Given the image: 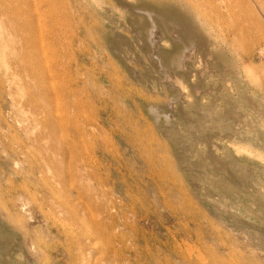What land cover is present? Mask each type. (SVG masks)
Listing matches in <instances>:
<instances>
[{"label": "rangeland", "instance_id": "obj_1", "mask_svg": "<svg viewBox=\"0 0 264 264\" xmlns=\"http://www.w3.org/2000/svg\"><path fill=\"white\" fill-rule=\"evenodd\" d=\"M127 2L181 15L192 14L185 3L201 16L221 8L213 27L202 19V55L185 58L203 66L172 83L187 108L193 86L203 90L186 112L196 136L178 105L165 109L173 90ZM223 2L0 0V197L9 209L23 191L34 198L43 225L10 214L42 240L48 264H264V0H225L229 13ZM41 77L54 90L41 91ZM20 244L8 264L25 261Z\"/></svg>", "mask_w": 264, "mask_h": 264}, {"label": "bare ground", "instance_id": "obj_2", "mask_svg": "<svg viewBox=\"0 0 264 264\" xmlns=\"http://www.w3.org/2000/svg\"><path fill=\"white\" fill-rule=\"evenodd\" d=\"M223 1H224L223 5H225L224 7L226 9V12H228V13L231 12L232 10H230L229 7H227L228 6L227 2H225V0H223ZM185 4L186 5H184V7L188 8V10L192 14H187V12L182 13V15L179 13H171V12L168 13V12L159 11L158 9H153L150 6L138 7V6L131 4L130 2H127L125 4V9H126V12L132 18V20H134L136 23L135 30L137 33V40L141 43L142 46H144V44H145V46L147 47L146 55L150 58L153 65L155 66L156 72L158 73V75L160 74L161 80H163L165 82L166 81L169 82L168 87L171 90H173L172 91V93H173L172 94V100L169 101L165 105V109L168 112H170L172 110V108L175 106V104L178 105V108L180 110L179 116H181L183 118V121L181 120V123L179 122V124L182 126V128L186 127V133H188V135L191 134L192 136H196L197 133H199L198 132L199 127L194 124V120H192L190 118L191 115L189 116L186 112L195 109V107L197 106L196 104H194V100H196L195 95L198 94L199 97H201L203 94V92H202L203 90H201L200 86H197V85L193 86V88H194L193 95L191 96L190 101H189L190 107L187 108L186 106L185 107L182 106L181 102L184 100V98H182L179 95V94L185 93L184 89H183V85L181 87V90L179 92H177L176 88H174L172 86V83L180 84V81H182L180 79H182V77L185 80H187L191 74L198 73L199 69L203 66V64H201V63H199V64L187 63V62H185V58H186V56L187 57H192V56L195 57V56H197V54L199 57H200V55H202L201 51L204 48H206L204 36H206L207 39L210 38L208 31L206 29L209 26H212V27L214 26L213 25V23H214L213 19H215V17L216 18H222L223 16L221 14V8L220 7H212L211 5H209V9L211 11L210 15L209 16H203V15L201 16L199 13V10H200L199 8L193 7L192 9H190V7L187 6V3H185ZM2 9L3 8L1 7L0 11ZM212 13L214 14L215 17L212 15ZM202 19L209 22V23L206 22L209 25L208 27L203 22ZM218 26L220 27L219 24H216L215 28L217 29ZM166 36H169L172 40H174L175 44H171V40H168L166 38ZM158 39L167 40L171 46V49L173 48V51H171L170 47L167 46L168 44L167 45L164 44L162 46L158 45ZM34 41H36V40H34ZM32 47L36 48L35 45ZM33 54L31 55V57L38 55V54H36L35 51ZM33 59L36 62L35 58H33ZM36 59H38V58H36ZM34 61L33 62L31 61L32 64L34 63ZM37 63H38V60H37ZM37 63H36V66H37ZM39 63H40V61H39ZM38 67L40 68V66H38ZM40 69H38V70H40ZM207 69H208V67H207ZM29 70H30L29 74H32L36 77L37 73L42 72L44 69L42 71L40 70L39 72H37L38 70H37V68L35 69L34 64H33V66L31 65V68H29ZM44 72H46V70ZM40 75H41V73H40ZM37 76H39V75H37ZM30 77H32V76H30ZM43 78L41 77V78L37 79V80H39V82H37V84L39 83L38 87L40 85V88H42L41 91L42 90H43V92L48 91V93H50L51 90H54L53 85H52L53 83L51 81V84L49 86H47L46 83L48 81L47 82L43 81ZM44 80H45V78H44ZM33 81L35 83L34 79H33ZM40 88H38V89H40ZM185 89L187 90V87H185ZM43 92H42V94H43ZM194 93H195V95H194ZM49 96H51V95H49ZM199 97H197V98L201 99ZM202 100H203V98H202ZM150 111H151L152 115L154 117H156L157 119L159 118V115H161L158 112V109L156 107H153ZM168 115H170V114H167V117H165V122H166L165 125L169 129L166 128L167 130H165V134L167 135L168 139H170L174 143H177L176 147L179 148L180 152L182 153V148L184 145L182 146V139L181 138L183 136L179 134L180 137H178L176 139L173 136H171L172 134H170V132L172 129H174L177 126V124L174 125V123H171L169 121L170 117H168ZM202 132H200L201 135H204V133H202ZM2 199L3 198L0 197V209H1L0 221L3 223H7L10 226L14 224L16 226V228H18V230L24 234V238L20 244V241H18V237H17L18 235L15 236V235H12V233H11V235L9 233L10 236L6 235V232H5L6 230L3 229L2 224L0 225V255L3 257L2 258L0 256V258H2V260H0V264H5V262H6V264H8L7 263L8 260L9 259L11 260L13 258L12 257V256H14L13 249L15 247L17 248V246L15 245V242H17L21 245L19 247L22 249V251H24V249H25V251L22 252L24 257H25V261H21L23 264H36L38 261V255L39 254H44V260H43L42 264H48V257H47V255L45 256L46 253L44 251H42V249H43V246H42L43 242H41L42 240L40 238H38L36 240V242L34 243L31 240V236H29V232H30L29 224L27 226L24 223H21V218L16 214V212H15V215L10 214V212L12 210L20 209L21 211L24 212V215L27 216V218L29 219V222L31 224L34 225V224L40 222L43 225L42 212H41L40 208L38 207L36 201L33 200L34 198H31L29 193H27L26 191L21 192V194L18 195V197H17L16 204H15L16 207L14 209H11V208L9 209V207H8L9 199L6 201H5V199H3V200ZM23 228H25V229H23ZM20 248L18 250H20Z\"/></svg>", "mask_w": 264, "mask_h": 264}]
</instances>
